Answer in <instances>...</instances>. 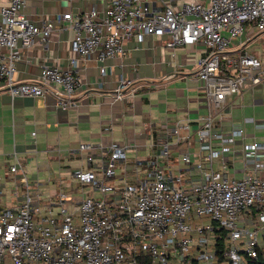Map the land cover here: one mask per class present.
Segmentation results:
<instances>
[{"label":"built area","instance_id":"1","mask_svg":"<svg viewBox=\"0 0 264 264\" xmlns=\"http://www.w3.org/2000/svg\"><path fill=\"white\" fill-rule=\"evenodd\" d=\"M25 5L0 3V87L12 97L44 96L52 88L59 107L74 106L83 88L81 58L125 54L129 39L142 42L151 35L172 49L204 45L196 76L207 112L196 123L187 118L150 128L152 152L143 160L131 159L132 147L117 141L81 142L88 165L74 175L88 192L76 209L69 207L66 189L58 193L56 213L42 208L41 190L12 153L6 175L25 188L18 202L0 208V264H190L192 257L221 264L216 252L222 237L230 242V264L243 263L242 251L256 256L264 237V141L243 142L242 156L253 165L244 164L237 175L234 146L244 130L219 126L228 95L264 81L263 47L246 48L256 30L264 31V0H107L103 13L96 7L66 11L60 19L74 31L76 53L69 65H44L35 79L19 81L14 71L20 47H30L36 37L47 42L55 27L52 18L30 21ZM135 93L131 88L128 95ZM98 148L102 162L95 159ZM118 171L119 182H112ZM204 212L212 221L193 224Z\"/></svg>","mask_w":264,"mask_h":264},{"label":"crops","instance_id":"2","mask_svg":"<svg viewBox=\"0 0 264 264\" xmlns=\"http://www.w3.org/2000/svg\"><path fill=\"white\" fill-rule=\"evenodd\" d=\"M106 5L107 0H26L23 13L30 21L40 24L42 19L52 18L55 27L47 42L36 37L30 47H20L15 79H35L44 65L68 66L76 54L71 47L74 31L67 20L60 19L62 13L93 7L103 13ZM204 49L201 43L172 49L164 38L149 35L142 42L129 39L125 54L104 60L95 55L81 58L83 88L74 97L76 105L67 109L57 105L52 88L44 96L12 97L0 87V208L18 202L25 188L24 183L15 184L6 175L14 152L24 163L29 181L41 190V207L56 213L61 189L68 191L71 209H76L88 192L74 175L75 170L88 165L85 152L78 149L81 142L108 146L117 141L132 147L131 159L143 160L152 152L150 128L187 118L196 123L195 119L207 112L206 96L196 76ZM122 79L130 84L122 86ZM131 88H136L134 95H128ZM120 90L124 97L118 96ZM227 99L219 128L244 130V137L235 142V154H231L235 157L232 172L241 175L244 164L250 169L253 165L242 156L243 142L264 141V81L254 87L247 85L242 95L230 94ZM100 150L95 151L96 162H102ZM260 156L264 159V149ZM121 175L118 171L111 181L119 182Z\"/></svg>","mask_w":264,"mask_h":264},{"label":"trees","instance_id":"3","mask_svg":"<svg viewBox=\"0 0 264 264\" xmlns=\"http://www.w3.org/2000/svg\"><path fill=\"white\" fill-rule=\"evenodd\" d=\"M225 232L224 230H221L220 233ZM230 245V242L228 239L225 237L219 238L217 241V256L219 261H224L221 262V264H230V262L227 259V256L225 254V250L228 249ZM244 255V261L241 264H264V237L262 239V243L258 245L257 247V255L256 256H251L249 255L246 251H242ZM190 264H202L200 260L197 258H191Z\"/></svg>","mask_w":264,"mask_h":264},{"label":"rangeland","instance_id":"4","mask_svg":"<svg viewBox=\"0 0 264 264\" xmlns=\"http://www.w3.org/2000/svg\"><path fill=\"white\" fill-rule=\"evenodd\" d=\"M254 33L257 34V36L251 41V43H249V45L246 46V48H249V47L251 48V44H259L264 47V31L256 30ZM205 221H212L211 213L204 212L201 215H197L195 219L192 221V223L196 224V223H201ZM191 233H194V232H190V234Z\"/></svg>","mask_w":264,"mask_h":264}]
</instances>
